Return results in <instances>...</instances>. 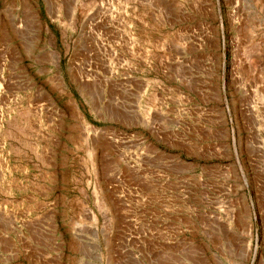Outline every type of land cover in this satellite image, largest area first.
I'll return each mask as SVG.
<instances>
[{"label": "rangeland", "instance_id": "1", "mask_svg": "<svg viewBox=\"0 0 264 264\" xmlns=\"http://www.w3.org/2000/svg\"><path fill=\"white\" fill-rule=\"evenodd\" d=\"M0 264H264V0H0Z\"/></svg>", "mask_w": 264, "mask_h": 264}]
</instances>
